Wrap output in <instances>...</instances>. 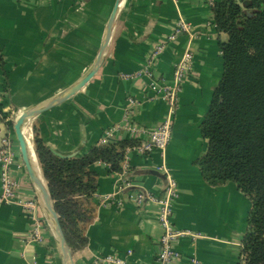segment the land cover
I'll return each mask as SVG.
<instances>
[{"label": "crops", "instance_id": "crops-1", "mask_svg": "<svg viewBox=\"0 0 264 264\" xmlns=\"http://www.w3.org/2000/svg\"><path fill=\"white\" fill-rule=\"evenodd\" d=\"M116 1L0 0L4 110L46 103L84 76L98 58ZM181 20L190 24L191 33H178L153 65L154 77L171 84L176 63L188 50L194 54L193 70L179 93L171 142L164 153L129 151L121 173L105 162L93 166L99 174L97 208L85 230L87 245L72 249L75 264H94L96 257L108 254L121 255L129 264H152L163 233L159 204L147 198L139 204L138 196L164 194L161 165L178 183L174 224L202 234L196 241L178 239L174 246L180 256L171 264L241 262L252 203L234 182L207 183L197 165L208 149L201 125L223 77L221 43L228 39L218 30L213 7L205 0H125L97 72L77 94L33 123L39 125L45 144L62 152L79 148L77 155L100 143L146 138L147 131L169 115L170 105L153 98V79L144 70L155 46L165 42ZM128 110L137 130L120 128L106 136L110 127L125 122ZM15 156L12 169L19 183L18 198H39L20 150ZM32 230V220L21 205L0 202V264H62L51 226L45 225L43 244L30 241Z\"/></svg>", "mask_w": 264, "mask_h": 264}, {"label": "trees", "instance_id": "trees-1", "mask_svg": "<svg viewBox=\"0 0 264 264\" xmlns=\"http://www.w3.org/2000/svg\"><path fill=\"white\" fill-rule=\"evenodd\" d=\"M216 0L214 22L228 34L221 43L223 77L201 128L208 140L199 160L212 186L237 184L251 201L250 228L243 239L240 264H264V0ZM137 138L100 143L74 157H60L35 129V148L49 183L57 213L71 249L89 239L86 227L96 213L98 162L123 172L127 150Z\"/></svg>", "mask_w": 264, "mask_h": 264}, {"label": "built area", "instance_id": "built-area-1", "mask_svg": "<svg viewBox=\"0 0 264 264\" xmlns=\"http://www.w3.org/2000/svg\"><path fill=\"white\" fill-rule=\"evenodd\" d=\"M211 7L215 5L216 0H205ZM180 32L191 33V26L189 23L181 20L175 32L171 34L165 42L155 46L152 51L144 73L153 79L152 90L154 91L153 98H160L166 100L170 105V113L165 120L158 126L147 131L148 136L139 140V143L127 150V153L131 150L139 152L141 154H150L154 150H160L165 152L168 145L171 142L173 132V116L175 113L176 105L179 99V93L182 90V84L186 76L193 70L194 67V54L191 50H188L176 63L174 70V79L171 84L166 83L161 78L154 77L153 65L156 59L161 55L168 43L174 41L177 38V34ZM131 104H135L136 101L133 98H129ZM128 129L136 131L137 126L132 122V116L130 110L127 111L125 122L110 127L105 135L111 136L113 133L120 129ZM127 157V155H126ZM16 164V156L10 138L5 137L3 140V147L0 149V165H1V192L0 202L2 203H18L29 214L32 223L33 230L31 233V242L34 244H43L45 238L43 230L45 225H50L47 216L44 211V207L39 198L33 200H23L18 198L17 189L19 183L13 174V166ZM160 169L166 176V187L164 194L161 197L146 196L140 194L138 196V203H143L144 199H150L159 204V221L163 228V233L160 237V250L156 255L152 264H171L175 258L180 256V253L174 246V243L184 237H189L193 241H196L202 234L194 232L190 229H181L176 227L173 222L174 214V202L178 197V183L171 171L166 165H161ZM125 168H123L124 172ZM42 213V215H41ZM94 264H129L127 259L121 255H103L94 259Z\"/></svg>", "mask_w": 264, "mask_h": 264}, {"label": "water", "instance_id": "water-1", "mask_svg": "<svg viewBox=\"0 0 264 264\" xmlns=\"http://www.w3.org/2000/svg\"><path fill=\"white\" fill-rule=\"evenodd\" d=\"M122 1L123 3L125 2V0H122ZM237 1L242 7H244V3L241 2V0H237ZM117 20H118V16H114L112 20L107 23L105 30L103 32V35H102L101 45H103L108 40L109 37H110V42H111L113 30H114ZM103 60L93 72H91L88 75L85 74L84 76L80 77L63 94L39 106L29 108L27 110L22 111L17 116L14 122V131H15V135H16L19 147H20L23 162L26 166V169L28 171L32 184L38 191V196L44 207V211L49 221V224L51 228L53 229V231L55 232L62 264H75L73 256H72V249L70 248L67 242L65 233L63 231L60 218L57 213L56 206H55V201L50 191L49 183L44 175L41 164L39 162V159L36 153V148L34 146V153L36 156L37 164H35L33 160V156L31 153V149L29 147V143L23 132V127L27 121L29 120L31 121L32 119L38 117L42 113L54 108L55 106L65 102L66 100L70 99L75 94H77L86 85V83L94 76V74L97 72V70L101 66ZM9 134H10L9 126L0 120V149L3 147L4 138L7 137ZM46 145L53 151V153H55L56 155L60 157H64V158L77 156V154L80 151L79 148H77L69 152H62L55 146H52L51 144H46ZM33 247L34 246L32 245L31 248Z\"/></svg>", "mask_w": 264, "mask_h": 264}, {"label": "rangeland", "instance_id": "rangeland-1", "mask_svg": "<svg viewBox=\"0 0 264 264\" xmlns=\"http://www.w3.org/2000/svg\"><path fill=\"white\" fill-rule=\"evenodd\" d=\"M4 99H5V96L3 94H0V120L2 122H4L6 125H8L9 128H10V134L7 137L10 138L11 143H12V147H13L14 152H15V155H16L17 150H20V147H19V144H18L16 135H15V131H14V122H15L17 116L22 111L27 110L29 108L36 107L38 105H41L45 101H41L37 105L30 106V107L12 106L10 109H8V111H6V110H4V108H5V102H6V101H4ZM36 118L32 119L31 121L30 120L28 121V125L31 128V131L33 133V143H34V146H35V129L38 130V132L42 136L41 129H40L39 125L36 124V123H33ZM20 153H21V151H20ZM21 158H22V155H21Z\"/></svg>", "mask_w": 264, "mask_h": 264}, {"label": "bare ground", "instance_id": "bare-ground-1", "mask_svg": "<svg viewBox=\"0 0 264 264\" xmlns=\"http://www.w3.org/2000/svg\"><path fill=\"white\" fill-rule=\"evenodd\" d=\"M123 3L122 0H117L116 1V4L114 6V9H113V12H112V15L110 17V20H112V18L114 16H119V13H120V8H121V4ZM109 44H110V37L108 38V40L101 46V49H100V52H99V55H98V58L97 60L95 61V64L93 65V67L86 73V75L90 74L91 72H93L98 66L99 64L101 63V61L103 60L104 56L106 55L107 53V50H108V47H109ZM23 132H24V135L29 143V147L31 149V153H32V156H33V160L35 162V164H37V160H36V156H35V153H34V143H33V133L31 131V128L29 127L28 125V121L25 123L24 127H23Z\"/></svg>", "mask_w": 264, "mask_h": 264}]
</instances>
